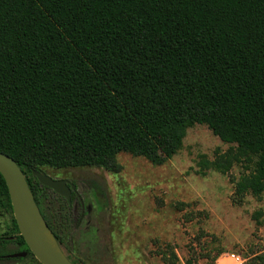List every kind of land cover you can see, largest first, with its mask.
I'll return each mask as SVG.
<instances>
[{"label":"trees","instance_id":"16d2710c","mask_svg":"<svg viewBox=\"0 0 264 264\" xmlns=\"http://www.w3.org/2000/svg\"><path fill=\"white\" fill-rule=\"evenodd\" d=\"M194 126L233 146L216 170L252 167L230 179L232 205L261 198L264 0H0V154L19 167L46 224L56 195L33 171L118 174L120 154L162 166ZM91 188L102 211L104 193ZM74 202L80 215L72 196L69 221ZM0 209L10 216L0 261L11 245L26 253L15 262L33 259L1 175ZM247 259L264 264V253Z\"/></svg>","mask_w":264,"mask_h":264},{"label":"rangeland","instance_id":"374dc122","mask_svg":"<svg viewBox=\"0 0 264 264\" xmlns=\"http://www.w3.org/2000/svg\"><path fill=\"white\" fill-rule=\"evenodd\" d=\"M231 147L205 126H194L181 150L162 166L120 154L118 174L42 169L74 184L85 208L76 224L67 219L61 198L46 200V222L56 244L81 264H246L248 257L264 253V195H247L241 207L232 205L230 179L237 181L252 167L241 163L227 174L216 170L215 160ZM91 186L104 193L102 211ZM9 229L10 216L0 209V237ZM37 263L35 258L0 262Z\"/></svg>","mask_w":264,"mask_h":264},{"label":"water","instance_id":"95a60500","mask_svg":"<svg viewBox=\"0 0 264 264\" xmlns=\"http://www.w3.org/2000/svg\"><path fill=\"white\" fill-rule=\"evenodd\" d=\"M0 175L8 190L13 218L29 252L39 264H72L67 255L56 244V240L44 222L40 211L17 164L8 156L0 154ZM38 184L71 203V192L75 187L66 186L67 181L53 180L44 172H32ZM56 241V242H55ZM16 254L11 259L25 258Z\"/></svg>","mask_w":264,"mask_h":264},{"label":"flooded vegetation","instance_id":"af4514ba","mask_svg":"<svg viewBox=\"0 0 264 264\" xmlns=\"http://www.w3.org/2000/svg\"><path fill=\"white\" fill-rule=\"evenodd\" d=\"M53 180H56V179H53ZM57 181H66V180H57ZM66 186L67 187H71V186H74L75 187V191H72L71 192V202H72V196H74L75 198H77L78 199V202H79V204H80V215H78L77 214V209H78V207H77V204H76V202H74L75 204H74V218L72 219V221L74 220V221H76V224H78L86 215H85V213H84V205H83V203H82V200H81V198H80V196H79V194H78V188L74 185V184H72V183H70V182H68L67 181V183H66ZM51 191V190H50ZM55 194V193H54ZM56 195V194H55ZM56 196H58V195H56ZM59 197V196H58ZM59 198H61V197H59ZM62 199V198H61ZM64 202H67L66 200H64V199H62ZM68 204V203H67ZM68 205H71V203L70 204H68ZM86 213H88V211L86 210ZM2 237H4V236H2ZM7 240H13V239H7ZM10 252H12V254L11 255H9V256H7V257H4L3 258V260L2 261H0V262H5V261H13V262H15L14 260H16V259H11L10 257L11 256H13V255H16V254H22L21 252H15L17 249H16V247L14 246V245H11L10 247H9V249H8ZM24 254H26V253H24ZM25 258H26V256H25ZM17 259H24V258H17ZM75 261V260H74Z\"/></svg>","mask_w":264,"mask_h":264}]
</instances>
